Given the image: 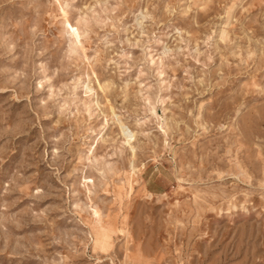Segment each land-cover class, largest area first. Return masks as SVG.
Wrapping results in <instances>:
<instances>
[{"label":"rangeland","instance_id":"1","mask_svg":"<svg viewBox=\"0 0 264 264\" xmlns=\"http://www.w3.org/2000/svg\"><path fill=\"white\" fill-rule=\"evenodd\" d=\"M0 264H264V0H0Z\"/></svg>","mask_w":264,"mask_h":264}]
</instances>
